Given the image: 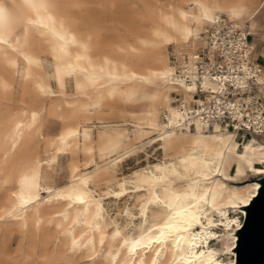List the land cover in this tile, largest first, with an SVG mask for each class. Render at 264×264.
I'll return each instance as SVG.
<instances>
[{
  "label": "bare ground",
  "instance_id": "6f19581e",
  "mask_svg": "<svg viewBox=\"0 0 264 264\" xmlns=\"http://www.w3.org/2000/svg\"><path fill=\"white\" fill-rule=\"evenodd\" d=\"M137 1L134 17L114 10L120 32L103 39V27L67 9L87 1L0 0V264H228L209 243L221 224L236 245L242 220L231 211L245 216L257 194L259 181L242 179L264 174V142L219 125L166 127L164 110L178 116L172 93L191 98L173 82L169 46L194 49L222 19L252 34L264 0ZM116 98L133 106L120 110L133 128L111 120ZM47 118L61 122L56 134L45 133ZM155 143L160 159L118 174ZM109 194L133 199L120 220Z\"/></svg>",
  "mask_w": 264,
  "mask_h": 264
},
{
  "label": "built area",
  "instance_id": "2783aa9c",
  "mask_svg": "<svg viewBox=\"0 0 264 264\" xmlns=\"http://www.w3.org/2000/svg\"><path fill=\"white\" fill-rule=\"evenodd\" d=\"M249 31L231 19H222L195 38L194 49L170 45L173 82L188 89L173 92L172 104L178 113L171 121L168 110L162 119L168 129L215 130L219 125L236 130L237 137L264 138V92L262 66L254 56ZM264 80V76L262 77ZM264 142V140H261Z\"/></svg>",
  "mask_w": 264,
  "mask_h": 264
},
{
  "label": "rangeland",
  "instance_id": "374dc122",
  "mask_svg": "<svg viewBox=\"0 0 264 264\" xmlns=\"http://www.w3.org/2000/svg\"><path fill=\"white\" fill-rule=\"evenodd\" d=\"M88 3H85L84 5H72L71 7H68L69 11L77 18L81 19L83 24L87 25L92 24L95 26L103 27V39H108L111 37H114L118 32H120L118 29L120 25L117 23V19L115 18L116 13H118V10L122 12L123 14L130 15L131 17L135 16V13H137L139 10H141V3L137 0H120L119 3H115L116 5L112 6V4L109 2V0H84ZM114 10H117L116 13ZM261 14H264V9L260 12ZM138 18H136V22ZM118 28V29H117ZM250 29V27L248 28ZM253 43V42H252ZM170 50V46H169ZM67 90L72 91L71 83L67 85ZM21 98V95L18 91H15V94L13 95V106L17 107L19 105V99ZM45 103L49 104V100H45ZM126 103H124L121 99H113L111 100L109 106L105 109L107 111L110 109V111L113 112V114H110L111 120L119 121L121 123H126L127 127L133 128L131 124H133V119L128 118L125 116H120V110L122 108L126 107ZM128 107H132L131 105H127ZM103 115V114H101ZM97 115V117H99ZM95 117V116H93ZM162 117V115H161ZM93 121H97V119L93 118ZM58 119L55 118H47L45 120V133L49 135L56 134L60 127L61 122H58ZM60 124V125H59ZM48 128V129H47ZM53 128V129H52ZM53 130V131H52ZM96 131V129H95ZM155 133L152 132L151 136H154ZM250 136H246L245 138H248ZM257 140H264V138L260 135L254 134L253 136ZM146 141V140H145ZM145 148L138 153H133L123 159L121 162L120 168L118 170L119 175H130L135 169L145 166L147 161L150 162L156 161V159H160L162 157L161 150L158 148V144H148L144 146ZM94 156H96L97 160H101L98 157L97 151H94ZM67 157L66 156H60L59 158V168H60V175L57 179V184H62L66 181V173H67ZM102 163V162H100ZM92 168V167H91ZM255 176H251V173H248L243 181L246 179L254 178ZM115 187V185H112ZM105 189V188H103ZM105 205L107 208V211L111 216H117L120 220V215L123 213L124 205L129 204L132 206L133 199L130 197L125 198H119L116 196H113L112 194L105 195ZM132 211L137 214L138 209L137 207H133ZM232 217H239L240 220H244V216L242 213H237L231 211ZM235 227V225H234ZM220 234L223 235V237H218L216 239H213L209 244L213 246L219 253L220 259H222L226 263H234V259L236 258V245L234 243V250L232 245V238L231 233L235 232L233 230L226 231L224 229V225L219 224L216 228ZM229 234V235H227ZM220 238H222L220 240ZM238 238V235H237ZM236 240V239H235ZM72 264H86V260L80 259L76 262H73Z\"/></svg>",
  "mask_w": 264,
  "mask_h": 264
},
{
  "label": "water",
  "instance_id": "95a60500",
  "mask_svg": "<svg viewBox=\"0 0 264 264\" xmlns=\"http://www.w3.org/2000/svg\"><path fill=\"white\" fill-rule=\"evenodd\" d=\"M260 187L245 206V216L237 230L236 264H264V174L254 177Z\"/></svg>",
  "mask_w": 264,
  "mask_h": 264
},
{
  "label": "crops",
  "instance_id": "0c3cea01",
  "mask_svg": "<svg viewBox=\"0 0 264 264\" xmlns=\"http://www.w3.org/2000/svg\"><path fill=\"white\" fill-rule=\"evenodd\" d=\"M262 9H264V7ZM251 40L254 44V56L264 71V14H261V16L259 14L257 16V28L254 33L251 34Z\"/></svg>",
  "mask_w": 264,
  "mask_h": 264
}]
</instances>
